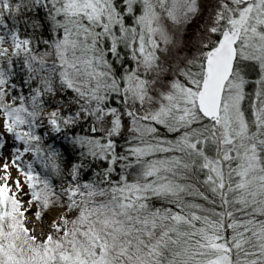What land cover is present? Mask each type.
<instances>
[{"label": "snow or ice", "instance_id": "6c2138e0", "mask_svg": "<svg viewBox=\"0 0 264 264\" xmlns=\"http://www.w3.org/2000/svg\"><path fill=\"white\" fill-rule=\"evenodd\" d=\"M0 264H264V0H0Z\"/></svg>", "mask_w": 264, "mask_h": 264}]
</instances>
